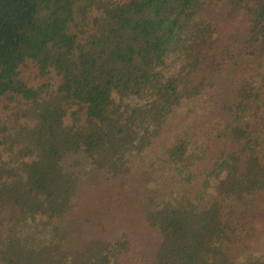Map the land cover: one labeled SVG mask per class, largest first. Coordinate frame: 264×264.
<instances>
[{"label": "trees", "instance_id": "16d2710c", "mask_svg": "<svg viewBox=\"0 0 264 264\" xmlns=\"http://www.w3.org/2000/svg\"><path fill=\"white\" fill-rule=\"evenodd\" d=\"M0 264H264V0H0Z\"/></svg>", "mask_w": 264, "mask_h": 264}, {"label": "rangeland", "instance_id": "374dc122", "mask_svg": "<svg viewBox=\"0 0 264 264\" xmlns=\"http://www.w3.org/2000/svg\"><path fill=\"white\" fill-rule=\"evenodd\" d=\"M24 77L29 80L32 84H37L41 82V78L36 76V72L31 67L24 68Z\"/></svg>", "mask_w": 264, "mask_h": 264}]
</instances>
